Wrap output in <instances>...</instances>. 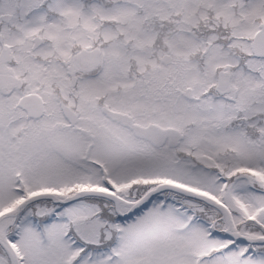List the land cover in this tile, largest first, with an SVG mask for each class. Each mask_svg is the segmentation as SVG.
<instances>
[{
    "label": "snow or ice",
    "instance_id": "6c2138e0",
    "mask_svg": "<svg viewBox=\"0 0 264 264\" xmlns=\"http://www.w3.org/2000/svg\"><path fill=\"white\" fill-rule=\"evenodd\" d=\"M0 264H264V0H0Z\"/></svg>",
    "mask_w": 264,
    "mask_h": 264
}]
</instances>
